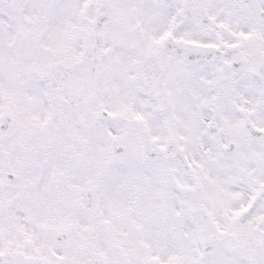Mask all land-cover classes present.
<instances>
[{
    "label": "snow or ice",
    "instance_id": "obj_1",
    "mask_svg": "<svg viewBox=\"0 0 264 264\" xmlns=\"http://www.w3.org/2000/svg\"><path fill=\"white\" fill-rule=\"evenodd\" d=\"M0 264H264V0H0Z\"/></svg>",
    "mask_w": 264,
    "mask_h": 264
}]
</instances>
